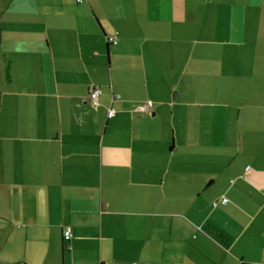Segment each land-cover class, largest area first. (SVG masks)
I'll return each instance as SVG.
<instances>
[{
	"label": "crops",
	"instance_id": "obj_1",
	"mask_svg": "<svg viewBox=\"0 0 264 264\" xmlns=\"http://www.w3.org/2000/svg\"><path fill=\"white\" fill-rule=\"evenodd\" d=\"M81 1L0 0V264H264V0Z\"/></svg>",
	"mask_w": 264,
	"mask_h": 264
},
{
	"label": "built area",
	"instance_id": "obj_2",
	"mask_svg": "<svg viewBox=\"0 0 264 264\" xmlns=\"http://www.w3.org/2000/svg\"><path fill=\"white\" fill-rule=\"evenodd\" d=\"M79 2H82L81 0H78ZM118 41V37L117 35H113V36H109L107 37L106 42H108L109 44L112 45H116ZM102 91L100 88H94L91 92H89V104L90 107L92 108H97V106L100 105V97H101ZM151 108H153V105L151 102H148L140 107H138V111L141 113L147 112L149 110H151ZM116 114V111L110 107L108 109V118H113ZM223 203H227L228 200L227 199H223L222 201ZM72 237V232L70 229H66L64 232V235L62 238H64L65 241H69L71 240L70 238Z\"/></svg>",
	"mask_w": 264,
	"mask_h": 264
}]
</instances>
